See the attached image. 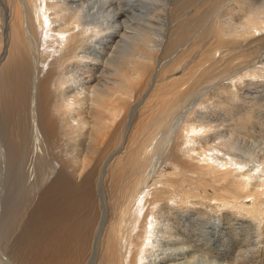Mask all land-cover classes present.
I'll return each mask as SVG.
<instances>
[{"label": "bare ground", "instance_id": "bare-ground-1", "mask_svg": "<svg viewBox=\"0 0 264 264\" xmlns=\"http://www.w3.org/2000/svg\"><path fill=\"white\" fill-rule=\"evenodd\" d=\"M0 30V166L80 206L54 202L50 264H264V108L199 97L264 77V0H0Z\"/></svg>", "mask_w": 264, "mask_h": 264}, {"label": "rangeland", "instance_id": "rangeland-1", "mask_svg": "<svg viewBox=\"0 0 264 264\" xmlns=\"http://www.w3.org/2000/svg\"><path fill=\"white\" fill-rule=\"evenodd\" d=\"M187 40L189 42L190 39L188 38ZM191 41H192V39H191ZM188 42H186V43H188ZM4 45H5V40L2 37L1 30H0V55L3 52ZM227 62L228 61L226 60V62L224 64H226ZM224 64L220 65L218 67V69H222L224 67ZM223 76L227 77V76H229V74L225 72ZM230 78H233V77H230ZM251 78H252V80H242V81L234 80L232 82V84H230L229 82L226 83V81H229V80H226L224 82H219L220 84L219 83H218L219 85L216 84L217 88L215 90H213V91L217 92L219 95L215 94V93H213V91H211L209 93L206 92L207 94L205 93V94H203V96L199 95V97L200 96L203 97L202 103L204 102V104H206V105L208 104V105L215 108V114H217L219 112L220 115H224V116H222L223 118L228 117V119L232 118L231 115L234 112L239 111L237 109V105L235 102L237 100V97H243V100L246 102V104L249 102L255 104L254 102H257L259 104V106H261V108H264V87H262L263 89L262 88L256 89L257 87L256 88L252 87V84H259L260 79H262L264 77L258 78V75L256 74L255 76L252 75ZM221 83H223V84L225 83V84L222 85ZM255 90H257L259 92H255ZM246 93H247V95H246ZM252 95L254 96V98L252 97ZM196 97H194V98H196ZM213 97H214V99H213ZM140 98L136 97L135 100H133L134 102H136L138 100L139 103H141V105L138 107V109L141 108L147 101H151L153 99V97H148V96H146L144 99L143 98L140 99ZM215 98H217L218 101L215 100ZM256 98H258V99H256ZM241 99L242 98H240V100ZM8 101H9V97H7L6 102H8ZM239 108L246 109L243 104L240 105ZM242 114L237 115V117L239 119H242V121L244 120L245 123H248V120H245L246 117L243 116ZM220 117L221 116H219V118ZM222 117H221V119H223ZM95 119H96V117H93V120H95ZM200 122H205V121L203 120ZM210 127H213V125L210 124ZM263 131H264V128H263ZM161 135L164 136L165 135L164 132L161 133L159 135V137ZM263 139H264V132H263ZM27 140H28V138H27ZM116 141L117 140H115V142ZM78 143H80V142L78 141ZM105 144H107V143H103L102 145H100V150H99L100 153H98L97 156H100V154H101V156H104L106 154V152L109 150L110 147L107 148V146H109V145L105 146ZM262 147H263V145H261L260 148H262ZM0 148H1V146H0ZM101 148H103V149H101ZM104 149H106V151ZM102 150L105 151V153L103 151L104 154L101 153ZM13 162H14V160H13ZM15 165H16V163H15ZM24 165H25V163H24ZM47 166L49 167V165H46L45 169L48 170ZM162 166H163V164L162 165L159 164L157 166L158 168L156 170H158L159 168H162ZM8 167H9L8 164H5V162H4V165L0 166V171L3 174L2 180H1L2 181V187H4V190L7 193V194H5V197L2 199L1 203H3L6 200L10 201L9 203L6 202V204H4V208H5L6 213H10V214H9V220L7 219V221H6L8 223L7 232L5 235H2L4 243H1V241H0V243H1L0 244V264H28L29 262H32V261L33 262L31 264H35L34 262H36V261H37L36 262L37 264H39L38 262H40V264H50L51 263L50 261L52 260V259H50V257H51L52 252H53V245L51 242L52 234H50L51 228L49 226V223H50L49 220L51 218V213L53 212L52 209L55 206L54 202L56 201V205L59 208L60 213L62 212V217H64L63 215H64V213H66V216H68V215L70 216L69 221L72 222L71 218H73V216L71 214L72 212H70L69 210H73L75 212L74 216L80 214V212H77L75 210V209L80 208L78 203H76L77 205L73 204L74 206L70 205V206L74 207V209L69 208V203L72 202L71 199L76 197V195H75L73 190H72L73 192L69 191L68 187H66V182H64V180L62 181V179L59 178L58 181L56 182V184L54 185V187L55 186L56 187L52 188V190L50 192H44V190L52 182L48 183L45 186V188L42 189V193H40L38 195V197L27 198L26 197V195L28 194V192L26 191L27 183L25 184V181H22L21 184L18 183V186L16 188H13L14 177H12L10 169H8ZM27 167H28V165L25 166V169ZM39 171H41L40 168H39ZM95 172L96 173H94V176L96 178L98 170H95ZM37 174H38V172H37ZM9 178H10V180H9ZM3 179H6V180H3ZM58 182H59V184H57ZM65 191L66 192L68 191L67 194ZM61 193H63V194H61ZM69 195L70 196L72 195L71 196L72 198H70ZM59 199H60V201H59ZM16 201H17V203H16ZM7 203H8V209H7ZM15 204L18 205L17 208H16V206H14ZM79 216H81V215H79ZM79 221L80 220H78L74 217L75 227L78 226ZM238 227H239V225H238ZM48 231H49V233H48ZM73 231H75V229H73ZM59 235H60L59 238L62 239V237L65 235L64 229H60ZM63 239H65V236L63 237ZM38 241H39V243H37ZM61 244L64 246L63 240L61 241ZM39 245L42 247H40ZM24 248L27 250H31L32 253L36 254L38 257L41 256V254H40V252H41L42 253V256L40 257L41 261L43 258L44 262L45 261H48V262L47 263L46 262L44 263L43 261L41 262L40 259H37L38 257L34 254L32 255L33 257H31L32 259H30L28 262L27 261L28 257L23 258V256H22ZM47 251H50V252H48V254H46ZM62 252L66 253L64 247L60 251V259H59L60 263L64 264L63 260H67V257H65V259H64V253H62ZM49 253H51V254L49 255ZM67 254L68 253H66L65 256H68ZM34 256H36V257H34ZM65 263H66V261H65Z\"/></svg>", "mask_w": 264, "mask_h": 264}]
</instances>
